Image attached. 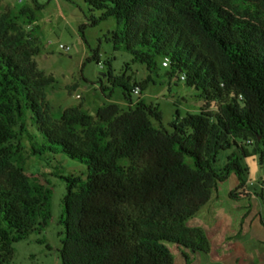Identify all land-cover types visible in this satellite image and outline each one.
<instances>
[{"label":"trees","instance_id":"16d2710c","mask_svg":"<svg viewBox=\"0 0 264 264\" xmlns=\"http://www.w3.org/2000/svg\"><path fill=\"white\" fill-rule=\"evenodd\" d=\"M83 1L100 12L91 25L115 19L107 39L147 73L140 81L115 75L107 60L100 89L110 96L120 87L128 107L107 103L91 114L80 102L56 114L47 98L55 79L34 59L40 5L0 13V264L51 217V189L32 186L7 148L26 119L31 155L62 153L87 168L85 177L59 175L61 264H174L166 243L207 252L202 230L187 219L231 172L239 185L230 196L247 195L242 159L264 158V0ZM87 60L99 63L98 53ZM160 68L203 100L198 113L176 112L171 131L153 125L161 111L139 97ZM230 149L217 169L219 152Z\"/></svg>","mask_w":264,"mask_h":264},{"label":"rangeland","instance_id":"374dc122","mask_svg":"<svg viewBox=\"0 0 264 264\" xmlns=\"http://www.w3.org/2000/svg\"><path fill=\"white\" fill-rule=\"evenodd\" d=\"M34 3L40 5L35 11L40 52L34 59L45 75L55 79L47 90L53 111L60 114L80 102L91 114L107 103L127 108L129 101L120 87L113 88L110 96H105L100 89L101 85L107 84L104 76L108 70L106 61L111 62L113 74H131L137 81L144 79L147 71L138 63H130L126 51L113 49L107 37L116 28L115 19L111 17L91 25V17H98L100 12L91 10L83 0H0V13L6 8L33 6ZM81 25H84L82 30ZM59 44L68 50L59 48ZM95 52L99 55V63L87 60ZM126 63H130L129 68ZM164 71L165 68L159 69L158 76H153L155 82L150 83L139 97L161 111L160 123L153 120V125L171 131L169 123L176 112L181 117L198 113L203 100L198 91L178 78V74L166 77L162 74ZM136 97L132 96L133 103ZM24 125V129H17L16 137L7 148L11 161L22 169L32 186L51 189V217L44 230L14 242L13 254L4 264H61L59 250L64 233L60 215L66 190L59 175L85 177L87 168L62 153L31 155L29 134L32 127L27 119ZM230 152L231 149L219 152L217 169L224 166ZM242 164L247 167L243 175L247 195L230 196L239 185L233 172L219 182L210 201L186 221L187 226L202 230L208 251L192 252L166 243L174 264H185L184 255L189 257L190 264H264V158L253 155L243 158Z\"/></svg>","mask_w":264,"mask_h":264},{"label":"built area","instance_id":"2783aa9c","mask_svg":"<svg viewBox=\"0 0 264 264\" xmlns=\"http://www.w3.org/2000/svg\"><path fill=\"white\" fill-rule=\"evenodd\" d=\"M59 48L64 49V50H68V47H65V46H63V45H61V44H59ZM166 64H167V59L163 60V62H162V65H163V66H165ZM181 78H182V77H181ZM135 93H138V91L135 90Z\"/></svg>","mask_w":264,"mask_h":264}]
</instances>
